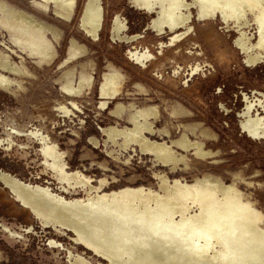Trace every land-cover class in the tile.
I'll return each instance as SVG.
<instances>
[{
  "label": "rangeland",
  "instance_id": "374dc122",
  "mask_svg": "<svg viewBox=\"0 0 264 264\" xmlns=\"http://www.w3.org/2000/svg\"><path fill=\"white\" fill-rule=\"evenodd\" d=\"M84 1L74 0L73 11L65 20L58 17L55 6L43 4L42 0H0V62L8 60L14 68L22 70L17 75L0 70L13 83L11 91L0 87V138L14 129L28 134L43 133L47 142L56 144L63 153L69 170H81L94 184L100 179L107 180L109 185L104 191L141 185L158 189L157 172L168 173L171 181L177 177L187 183L204 174H213L225 184L234 183L244 194L241 199L250 201L264 216V140L250 139L239 129V111L244 107L246 95L264 93V55L250 66L246 54L235 44L239 36L237 23H226L220 13L202 20L192 3L188 15L190 35L187 36L191 39H183L181 46L174 50L177 62L163 60L165 69L161 72L152 66L145 69L143 64L129 58L130 49H149L152 55L146 61L148 64L154 60V55L161 56V42L166 55H170L173 48L167 45L170 32L158 35L150 26L157 14L137 9L132 0H98L103 21L98 28V39H91L78 25ZM24 12L45 27H54L58 34L43 32L27 23L22 18ZM116 16L123 32L140 35L135 41L121 42L113 37L111 24ZM246 17L251 20L247 30L250 40L256 42L257 26L252 25V14ZM17 37L35 46L42 45L44 62L39 63L33 55L22 50L20 44L15 43ZM71 47L81 48V56L73 58ZM182 54L191 57L190 60ZM197 63L203 68L193 76L190 65ZM177 70L182 73L177 75ZM81 73L91 77L87 90L77 97L67 95L62 89L66 77L71 75L73 82L78 83ZM104 73L119 74L120 94L101 108L103 100L98 88ZM168 79L176 84L170 85ZM118 104L127 106L122 117L113 115ZM177 104L187 109V114H175ZM61 105L69 114L56 110ZM145 107L158 110L156 118L151 119L156 132L153 139L171 144L172 140L187 133L192 141L206 144L213 152L212 157L201 158L193 151L174 147L187 156V163L179 165L178 172L172 174L171 167L159 165L138 146L121 150L111 142L107 145L108 138L102 129L113 125L131 127L128 109ZM191 125H197L198 129L191 130ZM201 131L208 135L201 137ZM90 138L98 139L100 146L94 145ZM30 139L28 136L14 138L13 150L9 153L0 149V170L13 173L26 182L47 186L55 193L67 194V198H84L90 193L64 187L54 173L42 165L41 155L36 154L42 145L36 143L29 157V152L20 151L22 145L19 147L16 142L33 143ZM113 149L114 154H110ZM0 224L14 233L0 227V264H68L69 250L77 254L86 252L94 263L100 260L106 263L93 257L84 246L77 245L72 232L44 227L14 201L2 185ZM50 240L57 241L59 246L51 248Z\"/></svg>",
  "mask_w": 264,
  "mask_h": 264
},
{
  "label": "flooded vegetation",
  "instance_id": "af4514ba",
  "mask_svg": "<svg viewBox=\"0 0 264 264\" xmlns=\"http://www.w3.org/2000/svg\"><path fill=\"white\" fill-rule=\"evenodd\" d=\"M42 2L43 4L47 3L55 6V9L59 13L58 17H62V19L65 20L69 19L75 5L74 0H42ZM132 2L137 9H141L149 14H157L150 26L154 31L157 32L158 35H163L164 33L170 32L169 44L167 45L173 46L171 51L168 53L170 55H166L167 53H165L163 43L161 42V56L159 57L154 55V60H150L148 64H146V61L150 59L151 57L149 58V56L152 55V52H150L149 49H147L146 51H142V49L137 48L134 51L130 49L128 53L129 58L135 61V63L143 64L145 69L149 66H152L154 68H158V70L161 72L165 69L163 60L173 59V62H177V59H175L174 57V50L181 46L180 43L181 41H183V39H191L187 38V36L190 35V33H188L190 28L188 15L190 13V9L193 7L192 3L198 10L199 17H203L202 20H204L208 16L216 15L217 17L220 13L226 23H228L229 21L237 23L239 36L235 40V44L243 53L246 54V62L250 66L252 65V63H255L256 61L258 62L261 58H263L264 37H261V34L264 32V0H195L194 2L188 0H132ZM248 14H252V25L256 24L257 26L258 40L256 42L250 40L249 32L247 31L248 27L250 26L249 21L251 22V20L246 17L248 16ZM102 16L103 15L101 13V7L98 0H85L82 4L78 16V25L85 31L89 38L95 39L97 37L98 39V28L102 24ZM22 18L27 23L34 25L43 32H47L52 35L58 34L57 29L51 26L45 27L43 23L39 22L35 17L31 16L28 13H22ZM122 27L123 26L118 16L112 19L111 31L113 37L117 38V40L121 42H133L140 36L138 34L129 35L122 31ZM92 34H94V36ZM23 39L24 38L21 39L17 37L15 39V43L20 44L22 50H25L26 53L33 55L34 58L39 61V63H43V46H39L38 44L35 46V44H31L29 43V41ZM184 49H187V47H184ZM81 50V48L71 47V55H73V58L77 56L80 57L82 52ZM179 53L180 52H178V54ZM182 57L186 58L188 61L191 58L187 55H183ZM202 68L203 66L201 63L190 65L191 74H193L194 76L195 72L198 69ZM0 70L8 74L17 75L22 73L21 68H14L8 60L0 62ZM106 73H104L102 76L103 82L100 87L99 93L100 95L107 98V100H104V102L108 103V100L115 97L117 94H120V90L117 85V76H119V74L114 75ZM181 73L182 72L178 70L176 71L177 75H180ZM90 79V75L81 73L78 83H74L73 76H67L66 83L62 86V89L69 96H80L85 90H87L90 84ZM167 81H169V84L172 86L176 84L174 80L168 79ZM0 87L8 91H11L13 88L11 79L2 73H0ZM140 89L142 88L140 87ZM144 91H146V89ZM246 93L247 92H245L244 94L246 95ZM252 97L256 98V100L253 101ZM72 104L76 106L75 103ZM104 105L105 104H101V108H103ZM58 107L56 109H58ZM174 107V110L177 111L175 114H187V109H185L181 105L177 104ZM60 110L64 112V115L69 114V110L65 106L61 107ZM128 110L130 111L128 115V121L132 125L131 127H119L117 125H113L111 127L102 129V132L105 134V136L107 135V137L109 138V142L107 143V145L111 142L114 146L116 145L120 147L121 150L130 148L132 147V145L138 146L144 154L153 156L155 158L154 161H156L159 165H163L164 167H171L170 171L172 172V174L178 172L177 167L179 165H181L182 163H187V156L182 152H178L177 150H175L174 147L182 151H193L195 155H198L201 158L209 159L212 157L213 152L206 147V144L205 146H203L200 140L192 141L191 139H189L190 137L187 133H184L179 139L172 140L171 144L167 143L166 141L153 139V136L156 135V132L154 130L153 122L151 121V119L156 118V114L158 112L156 107H145L141 109ZM126 111L127 106L118 104L113 110V115L116 117H122V114ZM239 112V118L241 120L239 129H241V131L250 139L264 140V115H262V113L264 114V93H261L259 95L254 92L252 94H247L246 99H244V107L242 108V111ZM254 112H256L257 115H254ZM196 128L198 129L197 125H191V130L194 131ZM199 135L201 137H205L208 134L207 132L201 131L199 132ZM26 136L30 137L33 143L18 144L16 142L19 147L20 145H22L20 147V151L26 153L29 152V157L30 149L35 148L36 143H38L39 146L42 145L41 149H38L39 152H36V154L39 156L41 155L42 165H44L48 170L52 171L59 182L65 185L64 187H67L69 189L80 188L84 192H90L84 198L75 197L70 199L66 197L67 194H60L59 192V196L63 197V195H65L64 198L67 200L88 199L96 194H110L125 188L143 189L145 191L149 190L163 195L164 199L167 198V201H170V203H174V206L180 210V213L174 218L176 221H178L181 217H196L202 208L200 201H202L203 199H195V197L188 196L174 197L172 196V194L175 192V189L183 187L182 190L186 192L190 191L191 189L193 190V188L197 187V181L203 178H210L213 179V181L216 180L217 182L223 183L219 177L213 174H209V176H205L204 174L202 177L196 178L195 181L187 183L186 181H183L177 177H175L171 181L168 173L165 174L164 172H157L155 173V178L159 183L158 189L141 185L137 187L125 186L117 190L104 191L105 187H108L109 185L107 180L100 179L98 183L94 184L93 179L86 177L81 170H69L65 165L66 161L63 153L58 149L56 144L48 143L47 139L43 136V133L38 134L31 132L30 134H28L27 132H22V130L14 129L12 133H8V135H6L5 137L0 138V149L9 153V151L11 152L13 150V141H15L14 138H26ZM90 141L94 145L99 144L100 146V141L98 139L90 138ZM113 151L115 150L113 149L110 154H114L112 153ZM174 169H176V171H174ZM50 171L48 173H51ZM0 173H3L2 179H4L5 181L10 179L8 175L10 174L14 178H18L19 181H23L26 186H29L32 189L49 188L43 185L26 182L19 178L17 175L2 169L0 170ZM223 184L228 189V191L222 190L218 185H209V188L215 193L218 199H221L223 201L231 200L233 202H238L242 205L244 204L246 206H249V208L251 209H254L257 212L258 216L255 225L260 231L264 232V216L256 208L253 207L250 201H248L247 199H241L244 194L235 187L234 183ZM0 185L2 184L0 183ZM3 189L10 194L9 190L5 186L3 187ZM225 193H227L228 196H223ZM11 197L15 201L12 195ZM214 198L211 197L209 201H214ZM16 202L19 203L18 201ZM168 206L170 207L169 203ZM0 227H3V229L5 230L7 229L6 227L1 226V224ZM25 231L28 232V230ZM7 232L14 234L9 229H7ZM186 232L195 233L196 231L186 230ZM201 233H212V231L206 230L201 231ZM192 236H194V234H192ZM74 241H76V238L74 239ZM210 241L212 243H206L207 240H205L202 236H198L195 234L194 239L190 238L188 241L181 245L166 244L154 246L158 248V250H164V260L163 263L161 262L160 264H237L235 261H230L228 259L230 253L226 245H222L219 242L218 244L213 243L215 242L213 239H210ZM76 242L78 243L77 245L80 244L79 241ZM49 244L51 248L59 246L57 241L55 240H50ZM69 251L70 252L67 257L69 261H67L68 264H110L108 260L107 263H104L101 260L94 263L89 257H87L86 252L77 254L72 250ZM99 257L103 258L100 255Z\"/></svg>",
  "mask_w": 264,
  "mask_h": 264
},
{
  "label": "bare ground",
  "instance_id": "6f19581e",
  "mask_svg": "<svg viewBox=\"0 0 264 264\" xmlns=\"http://www.w3.org/2000/svg\"><path fill=\"white\" fill-rule=\"evenodd\" d=\"M261 37H264V32ZM99 96L103 100L101 104L106 105L104 100L107 98L100 93ZM61 107L56 110L64 114ZM8 175L10 179L5 181L3 173H0V183L21 207L44 227L72 232L73 240L76 238L79 245L90 250L93 256H102L100 259H106V263L160 264L164 260V250H158L154 245H181L190 238L194 239L196 234L207 240L206 243H212L210 239H213V243L226 245L230 261L264 264V232L255 225L257 212L244 204L218 199L209 185H218L224 191L228 189L216 180L203 178L197 181L198 188L192 187L194 191H183V187L175 189L174 197L203 199L196 217H181L176 221L174 218L180 210L174 203L149 190L125 188L88 199L67 200L50 188L32 189ZM211 197H215L214 201H209ZM186 230L196 232L188 233ZM206 230L212 233H201Z\"/></svg>",
  "mask_w": 264,
  "mask_h": 264
}]
</instances>
